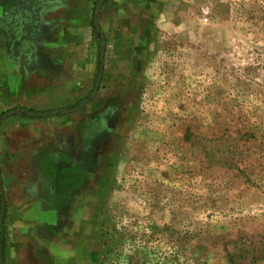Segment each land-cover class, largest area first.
<instances>
[{
  "label": "rangeland",
  "instance_id": "1",
  "mask_svg": "<svg viewBox=\"0 0 264 264\" xmlns=\"http://www.w3.org/2000/svg\"><path fill=\"white\" fill-rule=\"evenodd\" d=\"M6 1L0 228L56 215L25 264H264V0Z\"/></svg>",
  "mask_w": 264,
  "mask_h": 264
},
{
  "label": "crops",
  "instance_id": "2",
  "mask_svg": "<svg viewBox=\"0 0 264 264\" xmlns=\"http://www.w3.org/2000/svg\"><path fill=\"white\" fill-rule=\"evenodd\" d=\"M45 7L46 6L43 4V8H44V10L42 11L43 13L46 11ZM44 23L48 24L47 21H45ZM27 216L30 219L32 218L28 212L24 213L23 218H26ZM55 216L56 215L50 211L42 210L41 213L38 215L37 223L30 221L31 223L28 224L27 222L23 221L22 228L19 229L21 231H18V232H21L20 233L21 236H19V238H18V240H19L18 245L13 248L12 246H10L8 244V242H9L8 237H7V239H5V248L4 249H5L6 260H5L4 264H25V258H26L25 255H26L27 249L23 245V243L25 242V237H26L25 231L23 229L25 227L24 224L27 223L29 226L30 225L35 226L36 228H37V226H38V228L43 227V226L44 227L49 226L52 228L53 225L55 224V221H54ZM29 238L33 241L38 240V237H36L35 235H31V234H29ZM35 256H37V255H35ZM71 256H72V252L70 250H67L65 253H63V258L65 259L66 264H69ZM37 259H38V256H37Z\"/></svg>",
  "mask_w": 264,
  "mask_h": 264
},
{
  "label": "trees",
  "instance_id": "3",
  "mask_svg": "<svg viewBox=\"0 0 264 264\" xmlns=\"http://www.w3.org/2000/svg\"><path fill=\"white\" fill-rule=\"evenodd\" d=\"M21 0H7L4 4H3V8L5 13H7L8 11H10V9L12 7H14L16 4H18ZM30 3L35 4L37 6V12L41 11V4L39 3L38 0H29ZM10 20V19H8ZM43 57V55H42ZM51 162V161H50ZM51 172L55 178L56 181H59L62 176H63V172L60 169V167L58 166V164L56 162H51ZM0 189H1V180H0ZM0 202H1V206H5V201H4V196L0 190ZM5 248V237H4V231L1 230L0 228V264H4L3 262V250ZM92 259L93 261H98L99 260V253H94L92 255Z\"/></svg>",
  "mask_w": 264,
  "mask_h": 264
},
{
  "label": "flooded vegetation",
  "instance_id": "4",
  "mask_svg": "<svg viewBox=\"0 0 264 264\" xmlns=\"http://www.w3.org/2000/svg\"><path fill=\"white\" fill-rule=\"evenodd\" d=\"M60 154L63 156H68L69 157V154H68V152H63V150H61L60 149ZM67 154V155H66ZM67 157V158H68ZM58 164V166L60 167V169L62 170V172H63V176H62V178L59 180V181H57V183H63V182H66L65 184L67 185V186H70V183H76L77 184V181L79 180V177H77V175H73L72 177H69V176H67L66 174H65V167L66 166H68V164L67 163H63L62 161H60V163H57ZM71 166H73L75 169H78V168H80L81 167V164H79L78 162H76L75 163V161L74 162H72V164H71ZM78 189V188H77ZM76 189V187H73L72 188V190H71V192H69L70 194H73L74 192H76L75 190H77Z\"/></svg>",
  "mask_w": 264,
  "mask_h": 264
},
{
  "label": "water",
  "instance_id": "5",
  "mask_svg": "<svg viewBox=\"0 0 264 264\" xmlns=\"http://www.w3.org/2000/svg\"><path fill=\"white\" fill-rule=\"evenodd\" d=\"M94 24H95L96 30L99 31V27L97 26L96 21L94 22ZM102 57L104 58V51H103ZM102 67H103V66H102ZM99 83H100V82H99ZM19 111L27 112V111L24 110V109H23V110H19ZM27 113L30 114V112H27ZM42 116H47V114H46V115H42ZM1 225L3 226V224H1Z\"/></svg>",
  "mask_w": 264,
  "mask_h": 264
}]
</instances>
